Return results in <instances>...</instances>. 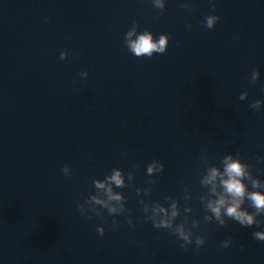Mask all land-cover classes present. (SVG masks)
Wrapping results in <instances>:
<instances>
[{"label": "water", "instance_id": "water-1", "mask_svg": "<svg viewBox=\"0 0 264 264\" xmlns=\"http://www.w3.org/2000/svg\"><path fill=\"white\" fill-rule=\"evenodd\" d=\"M154 2L0 0V264H264V241L252 236L264 214L241 227L222 209L220 226L207 209L220 178L215 193L203 183L225 156L264 183V0H160L162 11ZM208 15L219 17L211 29ZM145 30L169 37L165 53L132 54ZM154 159L163 170L149 174ZM113 170L125 187L106 179ZM109 187L126 199L114 217L85 202L108 201ZM173 202L174 223L198 221L203 246L181 248L144 219Z\"/></svg>", "mask_w": 264, "mask_h": 264}, {"label": "clouds", "instance_id": "clouds-1", "mask_svg": "<svg viewBox=\"0 0 264 264\" xmlns=\"http://www.w3.org/2000/svg\"><path fill=\"white\" fill-rule=\"evenodd\" d=\"M155 8L160 9L161 11L164 9L165 5L160 2V0H155L154 2ZM182 7H187V5H182ZM213 9H215V4L212 5ZM219 17L216 15H208L205 17V20L202 23H205L207 28L211 29L214 27ZM134 27L137 26L136 22H133ZM127 35H131L128 33ZM167 35H160L157 41H153L151 32L145 30L141 35L137 37L134 41H129L128 47L133 55L136 57L147 56L151 57L154 53L163 54L167 50L168 46ZM61 60L66 59V53L64 51L60 52ZM88 73L81 72L80 76L87 77ZM259 78L258 70H252V79L250 82L255 83ZM247 96V93H243L240 96V99L243 100ZM261 101L255 100L250 104V107L258 110L261 107ZM224 171L221 173L215 167L211 168L207 177L203 180L204 184H213L212 191L216 192L215 181L217 177L220 178V185L223 190V194L219 195L218 199L215 201H210L207 204V209L215 216L218 224L220 226H224L226 224L225 220L221 219V210H224V214L232 219L235 222H238L241 227H250L252 225L259 226L261 224L260 220H257V216L264 214V195L257 191L246 192V186L242 183L243 180H247L251 183V187L253 189L264 187V183L259 180L253 179L250 169V165L246 162L242 163L239 159H233L232 156H225L224 158ZM157 170L162 172L163 164L154 159L150 165L147 167V172L149 174L153 173V171ZM62 172L67 176L70 175V169L67 165H65L62 169ZM131 174L129 175V179H131ZM106 179L112 183H114L117 187H125L124 181L121 178V172L117 170H113V174L111 176L106 177ZM150 183H155V181H150ZM94 185L98 189L105 188V184L100 181H94ZM108 201H115L119 205V208L113 206L108 203V201L98 199L96 196H91L87 198L85 202L100 205L103 208H107V213L110 216H116L120 213L126 211L125 202L126 199L122 198L118 194H113L111 188L109 187L107 190ZM137 195H139V189H136ZM245 198L250 201L249 207L254 209V212L250 213L246 209H242L241 205L244 203ZM141 204L142 201L140 200ZM78 209L80 214L86 216V218L91 219L92 214H86L83 205L79 204ZM143 211H147L146 207L143 208ZM153 211L157 214H163V217L160 219H156L154 217L145 216V220H150L153 226L157 229H167L173 235H175L178 240L181 241L180 247L187 248L189 245L195 243L196 247L203 246L205 240L202 235L197 234L195 236V240L193 241V232L192 229L197 228L199 226V222L196 220L191 221V227H186L188 223L187 218L184 217V220L180 223H174L176 218L181 214L180 210L177 208L175 202L171 205L170 214L166 211V209L160 204H156ZM94 214L97 216L102 215L99 211H94ZM206 222L211 221V217H205ZM129 225L132 224L131 217L128 218ZM116 226L115 220H113V227ZM96 231L99 235L104 234V227L97 226ZM253 239L264 241V231H255L252 233ZM230 244V239L223 240L221 242V247H228Z\"/></svg>", "mask_w": 264, "mask_h": 264}]
</instances>
